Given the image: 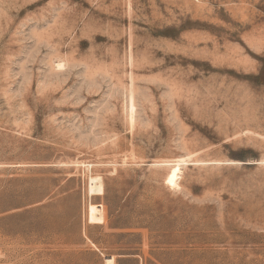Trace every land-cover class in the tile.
Returning a JSON list of instances; mask_svg holds the SVG:
<instances>
[{
  "label": "rangeland",
  "instance_id": "rangeland-1",
  "mask_svg": "<svg viewBox=\"0 0 264 264\" xmlns=\"http://www.w3.org/2000/svg\"><path fill=\"white\" fill-rule=\"evenodd\" d=\"M0 264H264V0H0Z\"/></svg>",
  "mask_w": 264,
  "mask_h": 264
},
{
  "label": "bare ground",
  "instance_id": "bare-ground-1",
  "mask_svg": "<svg viewBox=\"0 0 264 264\" xmlns=\"http://www.w3.org/2000/svg\"><path fill=\"white\" fill-rule=\"evenodd\" d=\"M181 162H177L176 164L173 165V167L171 168V172H170V178L173 181L178 180V177L181 173V166H180Z\"/></svg>",
  "mask_w": 264,
  "mask_h": 264
}]
</instances>
